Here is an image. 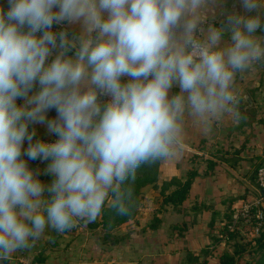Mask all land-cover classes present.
<instances>
[{
    "label": "clouds",
    "instance_id": "obj_1",
    "mask_svg": "<svg viewBox=\"0 0 264 264\" xmlns=\"http://www.w3.org/2000/svg\"><path fill=\"white\" fill-rule=\"evenodd\" d=\"M260 64L264 0H0V264L109 200L129 215L138 169L242 120Z\"/></svg>",
    "mask_w": 264,
    "mask_h": 264
},
{
    "label": "crops",
    "instance_id": "obj_2",
    "mask_svg": "<svg viewBox=\"0 0 264 264\" xmlns=\"http://www.w3.org/2000/svg\"><path fill=\"white\" fill-rule=\"evenodd\" d=\"M235 87L244 118L239 122L224 118L207 128L188 124L183 154L159 163L157 188H143L137 215L121 226L120 238L112 251L104 249V243L96 236L103 232L102 227H92L94 222H101L102 213L94 222L78 221L74 230L59 233L57 239L52 235L55 230L48 229L34 246H46L45 257L61 258L58 262L64 256H74L76 264H87L97 249L102 256L98 259L112 257L114 264H139L141 258L156 257L159 264H183L187 251L198 256L203 249L215 245V232L227 224L228 216L245 198L243 194L248 196L249 189L254 188L250 171L255 173L258 158L264 156V64L238 74ZM55 115V110L49 113L50 117ZM36 127L40 138L52 139L42 126ZM210 162L215 164L213 168ZM29 165L42 171L46 163L35 160ZM194 168L200 176L185 203L179 208L165 203L176 189L168 183L173 179L184 181L187 172ZM40 178L45 182L51 179L44 175ZM110 203L109 200L106 207ZM67 247L72 251L65 250Z\"/></svg>",
    "mask_w": 264,
    "mask_h": 264
},
{
    "label": "trees",
    "instance_id": "obj_3",
    "mask_svg": "<svg viewBox=\"0 0 264 264\" xmlns=\"http://www.w3.org/2000/svg\"><path fill=\"white\" fill-rule=\"evenodd\" d=\"M159 163H156L152 166H142L137 171V179L134 184V191H135V197H136V203L134 208L132 209L131 213L126 216H119L116 214L115 210L111 207H104L102 211V220L99 223H93L92 227H102L104 234L102 237L104 239H109L114 232H116L121 226L125 223H127L129 220H132L136 217L138 208L140 206L141 196H142V190L143 188L153 185L154 188H157V178H158V170H159ZM215 166L214 163L210 162V167L213 168ZM256 174V173H255ZM200 176V173L198 169L194 168L192 170H189L186 174L185 180L181 181L179 179H173L171 183H168L169 185L176 186V189L172 191L166 198L165 203H170L175 208H179L182 206L185 201L188 199L189 195L191 194V190L193 188L195 179ZM232 217L233 212L230 216H228L227 224L222 229V235L227 236V244H229L232 240L235 239L237 236L236 229L233 231L230 230V226L232 225ZM70 230H66L63 233H68ZM58 232L55 231V234ZM53 235V237L56 239L57 236ZM256 242L257 248H252V251H248L247 247L241 248L239 243H235L233 246V251L231 252L229 249L223 251L219 255V264H251L248 261H245L244 254L247 252L248 255H250L253 259H255V264H264V231L254 239ZM220 242H222V238L215 241V245H218ZM213 245V246H215ZM209 250V249H208ZM206 250L205 253L208 251ZM203 255V254H202ZM202 255L193 256L189 254V258L193 256L194 260L200 261L202 259ZM259 255V258L256 257ZM45 255H37L35 259L32 261L31 264H43L46 262ZM253 264V263H252Z\"/></svg>",
    "mask_w": 264,
    "mask_h": 264
},
{
    "label": "rangeland",
    "instance_id": "obj_4",
    "mask_svg": "<svg viewBox=\"0 0 264 264\" xmlns=\"http://www.w3.org/2000/svg\"><path fill=\"white\" fill-rule=\"evenodd\" d=\"M262 160H263L262 158H258L257 163L255 165L256 170L262 164V162H261ZM256 170H255V173H256ZM250 173H251V175H250L251 180H253L252 184L255 187L254 170L250 171ZM249 191H250V193L248 194V196L245 195V193L243 194L245 196V198H243V201L240 203V205L238 207L233 209V211H232L233 215L235 214V212L237 210L240 211L243 206L250 204L251 200L256 198L257 194L255 191V188L249 189ZM232 221H233V218H232ZM72 229L74 230L75 227H73ZM234 229H236V232L238 234L235 237V239L232 240L229 244H227V236L222 235L223 230L219 229L217 232H215L214 236L212 237V240L214 239L213 241L215 243L216 240L222 238V242H220L216 247L211 246L210 248L207 247V248L203 249V251L201 252V255L203 254L202 259L200 261H197V262L194 260L193 256H192V258H191V256L189 258V254H191V253H188V251H187V255H186L185 260H184V262L185 261L186 262L185 263L183 262V264H219V255L223 251L228 250V249L232 252L234 249L233 246L235 245L236 242L240 244L241 248L246 246L248 251H252V248H255V249L257 248L256 242L254 240V239H256V237H254V235H252V228H251V226L246 225V221L243 217H241L239 224ZM263 231H264V227H263ZM54 234H55V231H53L52 235H54ZM103 234H104V232H101V233L97 232L96 236L99 240H101L104 243V245H105L104 249L106 248L109 251H112L111 249H112L113 245L117 244L116 242L120 238L121 228H119L116 232H114L109 239H104L102 237ZM55 235L57 236V235H59V233H57ZM65 250L72 251L71 249L69 250L68 247ZM206 250H208V251L205 253ZM98 251L99 250L96 249L97 254L94 253V256H92V259L87 261V262H89L87 264H110V263L114 264L115 263V262H111L112 257L108 260L98 259L99 257L100 258L102 257L101 255L98 254L99 253ZM54 252H56V251H54ZM37 255L48 256L46 246L45 247L43 245L32 246L29 249L18 251L9 260L5 261L4 264H31ZM244 256H245V258H244L245 261H248L251 264L252 263L255 264V259H253L250 255H248L247 252H245ZM73 257L74 256H72V257L69 256V258H68V256H64L65 259L61 262H58L57 259H59V258H56V256L52 255L51 258L50 257L46 258L47 260L43 264H76L77 261ZM256 257L259 258V255H257ZM113 259H115V258H113ZM141 259H143V260H141V262H139V264H159L158 257L147 258V259L141 258ZM59 260H61V258Z\"/></svg>",
    "mask_w": 264,
    "mask_h": 264
},
{
    "label": "built area",
    "instance_id": "obj_5",
    "mask_svg": "<svg viewBox=\"0 0 264 264\" xmlns=\"http://www.w3.org/2000/svg\"><path fill=\"white\" fill-rule=\"evenodd\" d=\"M255 191L256 198L251 200L250 204L242 207L240 211H236L233 215L232 225L230 230L233 231L234 228L239 224L241 217L246 221V225L251 226L252 235L258 237L264 227V156L262 164L257 168L255 174Z\"/></svg>",
    "mask_w": 264,
    "mask_h": 264
},
{
    "label": "water",
    "instance_id": "obj_6",
    "mask_svg": "<svg viewBox=\"0 0 264 264\" xmlns=\"http://www.w3.org/2000/svg\"><path fill=\"white\" fill-rule=\"evenodd\" d=\"M263 194H264V190H263Z\"/></svg>",
    "mask_w": 264,
    "mask_h": 264
}]
</instances>
